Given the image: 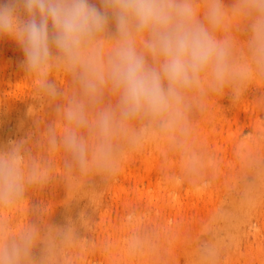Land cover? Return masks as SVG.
<instances>
[{
  "label": "rangeland",
  "instance_id": "374dc122",
  "mask_svg": "<svg viewBox=\"0 0 264 264\" xmlns=\"http://www.w3.org/2000/svg\"><path fill=\"white\" fill-rule=\"evenodd\" d=\"M96 2L99 6L98 0ZM199 3L203 5L204 0H199ZM233 3L234 0H223L228 10L227 19L232 14L230 11ZM236 19V25L233 27H229L225 21V26L216 32L219 40H228L232 45L235 58L233 71L236 74L234 79L217 89L212 86L207 76L202 75L199 84L183 90L179 115L165 118L164 122L159 121V127L162 128L164 124V130L159 131L156 137L155 134L152 138L148 137L152 118L137 117L129 120L114 142V170L82 173L75 166L68 167L65 162L61 166L62 172L60 171L64 175L63 186L56 192L54 199L49 197L50 190L52 191V175L39 171L42 179L33 184L35 187L39 184L42 186L41 195L38 191L37 198L23 202V205L19 202L17 207L14 206L10 210L9 204H0L2 239H19L26 232L33 236L29 252L21 258V264H86L87 259L94 261L95 256H98V253L91 249V245L97 242L104 243L107 251L113 252V260L119 258L122 247L127 246L126 248L130 249L128 255L134 264L137 259L142 260L146 248L160 249L161 233L172 247L161 264H264V142L253 144V140L264 138V75L252 64L245 66L244 48L250 33L247 21L238 17ZM10 44L14 45L13 52H7ZM18 48L21 47L14 40L0 43V50L6 52L12 70H16L19 67L17 63L21 61L23 64L25 59L23 50L20 53ZM13 66L16 69H13ZM12 79L10 86L3 82L4 79L0 80V156L6 154L14 141L18 143L23 135L22 131L36 132L37 127L39 128L36 125L41 123V119L37 122L39 118L44 117L46 123L51 122L57 105L66 106L73 97L81 94L74 75L63 67L54 66L48 75L49 82L51 80L50 83H55L53 85L59 93L56 97H51L41 90L36 81H33L34 78L31 80L20 76L14 79L13 76ZM238 80L241 82L237 83ZM112 97L116 98L111 92L105 93L102 101L105 102L104 106H109ZM227 138L232 139L234 143L247 140L253 149L249 151L246 148L239 153L231 151V145L225 142ZM213 141H220L221 147H218V151L214 148L216 142ZM134 145L137 146L134 148ZM167 153L168 156L176 155L175 158L180 155L189 158L186 164L188 168L185 165H177L167 172L162 166ZM229 157L233 165L224 168ZM145 160L150 162L152 167L150 163L149 166L144 165L147 163ZM207 163L209 168L205 167ZM121 166H125L127 171L135 170L138 175L137 182L130 183L133 187L129 184V198L133 197L132 192L136 190H152L153 183L159 180L157 183L165 186V180L173 175L181 184L179 193H183L182 200L202 202L199 203L198 213L202 211L196 216L193 211L186 212L178 218L184 232H175V223L178 221L174 223L175 220L165 214L164 218L161 216L155 223L149 221L148 224L146 221L145 224H140L143 229L140 228L133 236L130 229L120 228L119 224L127 222L126 220L131 221L132 215L139 213L142 220H145L150 212L142 206L141 209L137 208V211L132 210V214L130 209L127 211L126 208H119V213L114 209V212L105 194L106 190H103L107 184L106 180ZM213 168L222 169V172H216L218 177L211 175L216 171L213 172ZM209 171L212 173L209 174ZM198 174H201V179ZM131 177L127 173L125 179ZM164 186L166 195L172 196V193L176 192L172 184L167 183V188ZM198 186L204 191L206 189V192L212 188L215 190L211 202L193 199V192ZM188 213H193V217ZM4 219H7V224ZM11 220H19L20 226L16 227ZM140 231L144 233L141 234ZM137 235L142 237L139 238L142 242L135 241L132 244ZM77 237L85 242L83 251L79 250L77 242L75 244ZM88 249H91L90 252ZM117 261L113 264H131L130 261L124 263L121 259V262ZM92 264H95V261Z\"/></svg>",
  "mask_w": 264,
  "mask_h": 264
},
{
  "label": "clouds",
  "instance_id": "9594fccd",
  "mask_svg": "<svg viewBox=\"0 0 264 264\" xmlns=\"http://www.w3.org/2000/svg\"><path fill=\"white\" fill-rule=\"evenodd\" d=\"M0 0V36L23 50V66L47 95H59L48 80L63 67L74 75L81 94L57 105L65 127L47 129L49 143L67 154V166L82 173L115 168L116 146L126 123L137 117L174 118L184 89L202 75L214 88L235 78L225 26L223 0ZM233 16L247 21L249 55L264 75V0H234ZM201 16L203 19H201ZM106 92L117 105L101 106ZM90 113H93L90 115ZM27 149L13 144L0 156V204L20 199L25 185L42 175L24 166ZM33 236L3 241L0 264H21Z\"/></svg>",
  "mask_w": 264,
  "mask_h": 264
},
{
  "label": "bare ground",
  "instance_id": "6f19581e",
  "mask_svg": "<svg viewBox=\"0 0 264 264\" xmlns=\"http://www.w3.org/2000/svg\"><path fill=\"white\" fill-rule=\"evenodd\" d=\"M232 6V5H231ZM231 12V11H230ZM237 19H236V17L235 16H233L232 14H230L229 15V19H226V21L228 22V26L229 27H233L234 25H236V21ZM228 27V28H229ZM231 37V36H230ZM249 38H250V35H249ZM8 38H7V36H0V43L1 42H5V41H7V42H11V40H13L12 38H10L9 37V39H11V40H7ZM15 41V40H14ZM11 45V44H10ZM14 45H11V46H9L8 47V50H7V52L8 51H11V52H13V50H14V47H13ZM18 51L20 52V53H22V48H18ZM244 53L246 54V59H245V61H244V64H245V66L246 67H248V65H250V64H252V62H251V59H250V55H249V49H248V43H246L245 44V48H244ZM6 52H4L3 50H0V80H3V82L6 84V85H8V86H10V84H11V81L13 80L12 79V77L14 76V79H17L18 77L20 78V76H25V77H28V78H30L31 80H32V78H34V80L33 81H36V78L34 77V75L33 74H31V73H27L26 72V70H25V68H24V66H23V64L21 63V61H20V63L18 64L17 63V61L15 62V63H17V65H19V67H17V69L16 68H14V66H13V69H16V70H12V69H10V62H9V60H7V57H6ZM9 64V65H8ZM253 65V64H252ZM254 66V65H253ZM255 67V66H254ZM247 76V75H246ZM6 78V79H5ZM52 79H54V78H52ZM56 80H57V78H55ZM55 80V81H56ZM50 82H51V80H50ZM238 82H241V80H238L237 81V83ZM51 84H55L54 82H52ZM1 86V85H0ZM54 86V85H53ZM55 87V86H54ZM190 88V87H189ZM188 88V89H189ZM187 89V88H186ZM72 90H74L73 88H72ZM71 90V91H72ZM80 95H76L75 97H79ZM111 101L109 102V106H112L113 108H115L116 107V105H117V103H118V101H116V98H114V97H112L111 99H110ZM105 105V102H102V106H104ZM56 109V108H55ZM54 111V110H53ZM56 113V114H55ZM54 116H52V119H50V121L51 122H49V120H48V122L49 123H46L45 122V120L41 117V118H39L38 119V123H39V120H40V124L38 125L37 124V122H36V127L37 126H39V128L37 127V131L36 132H32V131H29V130H27V132H25V130L24 131H22L23 132V135L19 138V141H18V143L16 142V141H14V143H12V144H15V142H16V144H22L26 149H27V154L25 155V158H24V166L25 167H28L29 165H32V164H35V166L37 167V169L39 170V171H41L43 174L44 173H48V174H51L52 176H51V178H52V182H51V186H52V191L50 190V192H51V194H50V196L49 197H51L52 199H54L55 197H56V192L59 190V189H61L62 188V186H63V174L61 173L62 171V165L66 162L67 163V160H68V157H67V154L64 152V150L62 149V148H60V147H57V148H53L51 145H50V143H49V139H48V136H47V129H48V127L49 126H53L54 128H56L57 129V132H58V134H59V132L65 127V125H66V122L64 121V119H63V116H62V114H60V113H58L57 111H54ZM160 120H162V122H164L163 120L164 119H161V118H156V119H152L151 121H150V130H149V135H148V137L150 138H152V135H154L155 134V136L154 137H156V134L159 132V131H162V130H164V128H163V126H164V124H162L163 126H162V128H160L159 127V121ZM258 125V124H257ZM41 128V129H40ZM263 128V127H262ZM29 129H30V127H29ZM40 129V130H39ZM256 129H258V126H257V128ZM31 130H32V128H31ZM221 137H223V136H221ZM220 137V138H221ZM216 139V138H215ZM215 139H213V140H215ZM214 143H215V146L216 147H214V148H217L216 150L218 151V147L220 146L221 147V145H220V141L219 142H217V141H213ZM225 142H227V144L229 143L230 145V150L231 151H234V152H236V153H239V152H242L244 149H246L247 148V150H252L253 148H252V146H250L249 145V143H248V141L246 140L245 142H242V143H234V141H232V139H226L225 140ZM254 142L256 143V144H262L263 142H264V138H259V140H253V144H254ZM135 146H137V145H134V148H135ZM214 146V145H213ZM245 146V147H244ZM11 147H12V145H11ZM9 149V148H8ZM8 149H7V151H8ZM174 149V148H173ZM174 152V151H173ZM220 152H222L221 150H220ZM225 152H226V150H225ZM6 154H7V152H6ZM5 154V155H6ZM31 154L33 155V158H31ZM43 155H45V157L43 156ZM43 156V157H42ZM176 156V155H175ZM175 156H172V154H169V156H168V153H167V155L166 156H164V158H163V163H162V166L167 170V172L168 171H170V170H172V169H174L177 165H185L186 166V164H188V159L189 158H187V157H184V156H182V155H180V156H178V157H176L175 158ZM45 158V159H44ZM198 159V158H197ZM232 159H234V158H231V160ZM199 160V159H198ZM208 160V159H207ZM146 161V160H145ZM228 162L226 163V166H224V168H226V167H232V165H233V163L232 162H230V157H229V160H227ZM147 163L146 164H144V165H146V166H149V163L150 162H148V161H146ZM208 162V161H207ZM203 164V163H202ZM190 165V164H189ZM145 166V167H146ZM150 167H152V165H151V163H150ZM182 167H184V166H182ZM181 167V168H182ZM187 167V166H186ZM205 167H208V163H207V166H205ZM188 168V167H187ZM209 168V167H208ZM215 168V167H214ZM213 168V172H214V170H216V169H214ZM156 169V168H155ZM206 169V168H205ZM128 170V169H127ZM126 170V167L125 166H121V167H118L117 168V171H116V173L115 174H113V176H111L109 179H107L106 181H107V184L103 187V190H106V193L105 194H107V196H108V199H109V201L111 202V206H112V208H113V211H114V209L116 210V211H118L119 210V208H121L120 210H123V208L125 209V210H127V211H129V209H130V214H132L131 212H132V210H134L135 209V211H137L136 209L137 208H139V209H141L140 207L142 206V208L144 209V210H147L148 212H150V214L148 215V217H146L145 218V220H142V218H141V216L139 215V214H136V216H133L132 215V217H131V221H128V220H126L127 222H124L123 224H119V227L120 228H128V229H130V232H132V235L133 236H135L137 233H138V231L140 230V228H142L141 227V225L140 224H142V223H144L145 224V222L147 221V223L150 221V222H152V223H155V222H157L158 220H160V218H161V216H163V218H164V215L165 214H168V216L169 217H172L173 218V220H175L174 221V223L176 222V220L178 221V218L179 217H181V216H183L186 212H191V211H193L195 214V216L196 215H198L202 210H200V212L198 213V211H199V203H201L202 204V202H194V201H188V202H186V200L185 201H183L182 200V194H180L179 192L181 191V184H179L178 183V179L177 178H175V177H173V175H172V178H167V176L169 175V174H167V176L165 177V178H167L165 181H167V182H164L166 185L164 186V188H167V183L168 184H172L173 185V187L176 189V192H178L176 195H174L173 193H172V196H169V195H166L165 194V192H164V190L165 189H163V186H162V183L161 184H159V183H157V182H159V181H157L156 183H153L154 185H153V187H152V183L150 184V186L153 188L152 190H144V191H137L136 190V192H132V198H129V196H128V191H130L129 189V184L131 183V181H134L135 183L137 182V177H138V175L136 174V172H135V170L134 171H127ZM203 170L204 169H202V172L201 173H203ZM209 170V169H208ZM207 170V171H208ZM222 169H219V170H216L214 173H212V171H209V174H211L212 176L214 175L215 177H218V175H216L217 173L216 172H218V171H221ZM223 170H225V169H223ZM61 171V172H60ZM222 172V171H221ZM221 172H219V175H220V173ZM114 173V172H113ZM129 174V176H132L131 178H128V179H125V176H126V174ZM204 173H205V171H204ZM208 172H206V174H207ZM205 174V175H206ZM203 175V174H202ZM208 175V174H207ZM207 175H206V178H207ZM210 175V176H211ZM199 176V177H198ZM198 178L199 179H201L200 178V176H201V174L199 175L198 174ZM204 176V175H203ZM209 176V175H208ZM107 177H109V175L107 176ZM169 177V176H168ZM150 178V177H149ZM193 178V177H192ZM204 178H205V176H204ZM210 178V177H209ZM194 179V178H193ZM213 179H214V177H213ZM151 180V179H150ZM149 180V181H150ZM211 180H212V177H211ZM206 181H208V180H206ZM210 181V180H209ZM153 182V181H152ZM133 183V182H132ZM150 183V182H149ZM163 183V184H164ZM35 184H33V183H31V184H26L25 185V189H24V193H23V195H22V197L20 198V199H18L17 201H15V202H13V203H11V204H9L10 205V207H8V210H10L12 207H17V203H19V202H21V204L23 203V202H27V201H30V200H32V199H35V198H37L36 197V194L38 193V191H39V195H41L42 194V189H40L42 186L39 184V186L38 187H35L34 186ZM131 185V184H130ZM41 186V187H40ZM132 186V185H131ZM130 186V187H131ZM168 186H170V185H168ZM133 187V186H132ZM173 187H171L172 189H173ZM134 189V188H133ZM132 189V190H133ZM37 192V193H36ZM49 192V193H50ZM184 192V191H183ZM48 193V194H49ZM168 194V193H167ZM193 194H194V200H196V201H202V200H204V202H211L212 200H213V197H214V195H215V190L212 188L211 190H209V191H207L206 192V189H205V191L203 190V188H199V186L194 190V192H193ZM192 194V195H193ZM105 196V195H104ZM185 196V195H184ZM188 196V195H187ZM106 197V196H105ZM193 197V196H192ZM183 198H185V197H183ZM190 198V196L188 197V199ZM187 199V198H186ZM190 200V199H189ZM36 201V200H35ZM110 202H109V204H110ZM190 202V203H189ZM203 202V203H204ZM205 204V203H204ZM23 205V204H22ZM110 206V207H111ZM111 208V209H112ZM152 208H155L154 210H152ZM16 209V208H15ZM18 209V208H17ZM18 211V210H17ZM134 211V212H135ZM141 211V210H140ZM143 211V210H142ZM115 212V211H114ZM123 212V211H122ZM145 212V211H144ZM250 212V211H249ZM248 212V213H249ZM118 213H119V211H118ZM135 213H137V212H135ZM128 214H129V212H128ZM188 214H190L191 215V217H193L192 216V214L191 213H188ZM203 214V213H202ZM13 215V214H12ZM11 215V216H12ZM189 215V216H190ZM131 216V215H130ZM185 216H187V214L185 215ZM194 216V217H195ZM7 217V216H6ZM13 218H14V216H13ZM183 218V217H182ZM187 218V217H186ZM185 218V219H186ZM195 218H197V217H195ZM194 218V219H195ZM199 218H200V216H199ZM8 219H11V218H8ZM5 220V219H4ZM22 220V219H21ZM172 220V221H173ZM182 220V219H181ZM188 220V219H187ZM190 220V219H189ZM188 220V221H189ZM3 221V220H2ZM191 221H192V218H191ZM190 221V222H191ZM196 221V220H195ZM5 222H6V224H7V219L5 220ZM8 222H10V220H8ZM13 222V224L16 226V227H18V226H20V222H19V220H11V223ZM184 222V221H183ZM183 222H182V224H183ZM185 222H186V220H185ZM185 222H184V224H185ZM190 222H189V224H190ZM1 223V222H0ZM121 223V222H120ZM146 223V224H147ZM192 223V222H191ZM9 224V223H8ZM22 225H23V223H21ZM149 224V223H148ZM195 224V223H194ZM196 224H197V222H196ZM1 225V224H0ZM10 225V224H9ZM143 225V224H142ZM186 225H187V222H186ZM175 229L176 230H174L175 232H181L182 231V226L180 227V225H179V221L177 222V223H175ZM185 226V225H184ZM190 226H191V224H190ZM12 227V226H11ZM186 227V226H185ZM184 227V228H185ZM159 228V227H158ZM157 228V229H158ZM172 228V227H171ZM192 228V227H191ZM143 229V228H142ZM187 229V228H186ZM86 230V229H85ZM184 230V229H183ZM189 230V229H188ZM191 230V229H190ZM113 231V230H112ZM112 231H111V233H112ZM196 231V230H195ZM137 232V233H136ZM141 232H143V231H140V233ZM182 232H184V231H182ZM7 233V232H6ZM144 233V232H143ZM160 233H161V231H160ZM172 233V232H171ZM142 234V233H141ZM177 234H179V233H177ZM108 235V234H107ZM140 235V234H139ZM172 235L173 234H171V237H172ZM176 235V234H175ZM114 236H116L115 234H114ZM113 236V237H114ZM138 236V235H137ZM183 236V235H182ZM5 237V236H4ZM3 237V238H4ZM81 237H85V235L84 236H82L81 235ZM168 237V236H167ZM86 238V237H85ZM135 238V237H134ZM133 238V240H132V244H134V242L136 241V242H139L140 241V239L139 238H142L141 236H138V237H136L135 239ZM159 238H160V240L161 241H159ZM159 238H157L158 239V241H159V243L160 244H162V246H160L159 245V243H158V245L160 246V249L158 248V249H156L155 250V248L154 247H152V248H154V249H151V250H148L147 248L145 249V254H144V256L142 257V260L140 261V259H137L135 262H134V264H161L162 263V260L164 259V257L168 254V252H169V249H171L172 247H171V243L170 244H168V242H167V239H166V237H165V235L164 234H162L161 233V235H159ZM175 238V237H174ZM6 239H3V241H5ZM171 240V239H170ZM86 241H88V240H86ZM169 241V240H168ZM76 242H77V244H76ZM140 242H142V240L140 241ZM170 242V241H169ZM73 243V242H72ZM79 243V244H78ZM91 243V242H90ZM75 244L76 245H78V247H79V250L80 251H83L84 249H85V242L83 241V240H79L78 239V237H77V239H76V241H75ZM87 244V243H86ZM113 244V243H112ZM127 244V243H126ZM128 244H130V243H128ZM131 244V245H132ZM141 244V243H140ZM178 244V243H177ZM91 245V244H90ZM87 247H88V245H87ZM127 246H124V247H122V251H121V256H119V258L121 259V260H123L124 261V263H127L128 261H130V263L131 264H133V262L131 261V259H130V256L128 255V253H129V250L126 248ZM129 247H131V246H129ZM128 247V248H129ZM171 247V248H170ZM91 249L93 250L94 249V253H98V256H95V264L97 263V264H113V263H115L114 261H116V260H120L119 258H117V259H115V260H113L114 259V257H113V252L111 251H107V247H105L104 246V243H102V242H97L95 245H91ZM90 249V250H91ZM89 250V249H88ZM90 250H89V252H90ZM112 253V254H111ZM59 255V254H58ZM57 255V256H58ZM61 257V256H60ZM59 257V258H60ZM71 258V257H70ZM84 258V257H83ZM62 260V259H61ZM69 260V259H68ZM88 260V259H87ZM86 260V264H92V262H94V261H91V260H89V261H87ZM63 261V260H62ZM117 261V262H118ZM82 262V261H81ZM119 262H121V261H119ZM164 263V262H163ZM82 264V263H81Z\"/></svg>",
  "mask_w": 264,
  "mask_h": 264
}]
</instances>
